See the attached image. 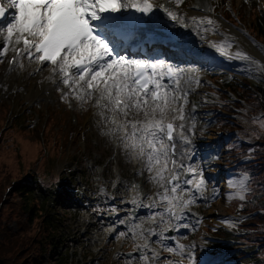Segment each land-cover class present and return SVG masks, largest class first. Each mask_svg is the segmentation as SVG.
Returning <instances> with one entry per match:
<instances>
[{"label":"snow or ice","instance_id":"obj_1","mask_svg":"<svg viewBox=\"0 0 264 264\" xmlns=\"http://www.w3.org/2000/svg\"><path fill=\"white\" fill-rule=\"evenodd\" d=\"M169 2L179 7L183 0ZM200 10L214 12L207 5ZM158 11L208 42L226 61L236 62L238 74L264 83V62L240 49L233 38L221 31L217 20L207 15L187 17L153 0H0V65L7 64L6 77L32 65H36L35 73L49 72L46 79L56 84L61 100L69 107L74 101L81 109L86 110L89 104L98 109L97 115L108 129L103 135L115 139L129 160L142 165L138 175L147 173L148 182L157 191L131 200L134 207L127 231L119 232L117 239L130 234L138 255L128 253L125 264H184L185 260L187 264H214L211 259L198 261V246L180 243L187 238L181 229L191 233L202 223L190 208L219 198L220 189L213 186L212 196H205L210 181L205 176L206 169L194 161V140L202 121L196 104L189 110V96L193 85L202 86L199 78L155 50L151 55L144 51L145 44L173 40L170 34L153 35L145 29V25L159 20ZM210 36H221L223 40L209 42ZM248 39L264 52V46ZM133 42L135 48L130 54ZM138 54H144V58H138ZM0 89L8 91L2 83ZM209 102L206 99L199 106ZM251 124L255 127L249 143L264 132V113L253 116ZM256 151L255 147L249 148L245 159H253ZM215 159L218 157H212ZM255 179L250 171L237 170L226 181V201H239L243 209L253 195ZM141 208L148 210L146 219L155 227L145 229V217L134 215ZM97 211L118 210L113 206ZM244 222L242 218L221 220L231 228ZM170 231L180 235H165ZM152 244H158L169 257L161 259Z\"/></svg>","mask_w":264,"mask_h":264},{"label":"rangeland","instance_id":"obj_2","mask_svg":"<svg viewBox=\"0 0 264 264\" xmlns=\"http://www.w3.org/2000/svg\"><path fill=\"white\" fill-rule=\"evenodd\" d=\"M169 4L175 7L177 11H194L196 14H202V16L207 15L217 20L221 26H225L229 32L236 30L238 35L229 37L235 40L236 45H238L240 49L247 52L257 60L264 62V52L254 46L248 39V37H251L257 41L259 45L264 46L263 43L260 42L256 37H252L250 35L248 29L253 8H255V10L257 8L258 13L264 17V8L261 6L260 0H211L210 7L214 8V12L206 13L202 12L199 7L197 8V0H183V3L179 7H177L174 3L169 2ZM229 7H235L239 13L245 14L247 19L237 22L236 25H233L224 18V15L227 16V9ZM245 32L247 33V36L244 34ZM235 50L236 48L234 47L233 51ZM3 65H0V69ZM236 66V62H229L226 60L225 64L220 65L203 64V68L201 64L196 66L195 63L190 64L192 73L199 78L202 85L199 87L193 85L192 94L189 96V109H191L193 104H196L198 106L197 113L202 121V123L197 125L198 134L194 140L197 154L196 157H194V161L199 162L206 169L205 176L210 181V185L212 181L214 182L215 180L214 173L217 170H220L219 172L223 170L222 166L220 164L218 165V163L215 161L216 159L212 160V157L220 153L223 154L226 149H228L231 153H235L237 150H240L241 139L245 138V135L244 132L241 131V139H238L239 132L235 131L233 138H237L238 140L236 139L228 142L227 140L223 139L220 140V142H215V139H217L220 134H230V128H220L216 126L210 129H205L206 124L209 123V118L204 115V113H207L208 110L203 109L205 104L202 107L199 105H201L204 100L211 99L207 95L209 93L207 88L208 86L212 85V82L207 78V73L211 71L213 72L215 70H224L233 73L237 80L245 79L252 84H264L258 82L257 80L246 78L244 75L238 74L236 71ZM196 69H199V71H195ZM14 86L19 88L18 82L17 85ZM19 89L20 94L14 97L6 96L5 94L0 93V116L4 112V108H9V112L6 114L4 121L6 120L7 124H11L13 121H23V123L27 121L29 125L27 129L29 131H33L34 134L33 136H29L28 142L29 144H36V137L41 138L43 135V118L45 116L52 114V118H54L56 122H59L62 117L65 118L66 125L62 127V130H65L69 138L66 147L69 157H63L56 161L58 169L62 170L65 174H67L65 171L68 169L75 170L77 172V176L76 180L73 181L71 186L73 187L81 181V183L85 185L87 194L89 196L93 195L94 197L99 196V193L97 192L98 189L96 188L98 183L93 181L94 178L92 177H99L102 175V178H99L98 180L99 184H102L105 188H107L108 192H111L110 194H113L114 196L116 195L118 198L117 200H119V198H123L124 193H126L127 188L129 187L127 181L135 174L133 173L131 167V160H129L127 156L123 154L122 149L118 147L117 141L113 138H107L106 135H103L105 132V127L102 123H100V117L97 115L98 109L93 108L91 104H89L85 106L86 110H84L81 109L77 104L74 107L73 102L72 106L69 107V105L64 103L61 99H55L49 101L48 103L45 101H38L32 97H25L24 91H22L24 89ZM234 96L231 95V97ZM23 115L26 117L22 118ZM43 115L44 117H42ZM105 115H108V113H105ZM245 125H247L251 131L255 127V125H252L250 122ZM55 126L60 127V123H55ZM53 141L54 140L51 139V142ZM18 143L23 146L21 147V152L17 153L16 158L9 160L16 161L19 158V161H26L27 158L25 152L28 149V146L21 141H18ZM199 143L201 144L199 145ZM233 147H236L237 150L233 149ZM32 149L34 148L32 147ZM206 150H208V156L203 158L200 153ZM50 162L54 163L52 160H50ZM28 163H32V160H29ZM113 166L119 167L121 173L120 177H118L119 180L116 185L112 184L113 178H115L114 172L112 170ZM241 169L243 168L241 167ZM223 177H225V181H227L232 177V172L227 174L223 173L221 178ZM114 186L116 187L115 191H113ZM222 186H226L225 188L227 189L226 182H224ZM224 192V189H222V195L217 199L216 202H214V208L211 210L204 212L200 210L197 205L192 206V209L196 211L197 218L202 220V223L198 226L196 231L189 233L187 229L180 230V232H183L187 236L186 239H181L180 243L198 246L196 248L198 261L200 258H203L204 260H213L214 264L236 263V261L227 260L225 254L226 249L212 247L215 246V237L210 232L207 234L204 229V227H206L207 229L210 228V230L213 231L218 227H226L230 230H234L237 233L246 232L241 228L242 226L240 224L238 228H231L218 221L220 220L219 216L221 214L223 215V213L227 211L226 207L229 208L230 202L226 201ZM70 196H74L73 190L71 191ZM49 202L50 200H47V204ZM75 202H70L71 208L69 207V210L70 213H72L71 216L64 217V215H62L63 212H68L66 208L59 207L57 209L59 211L58 214H60V217H63V220H56V222L59 223V230L62 232L64 238L59 247V251H63L65 246L68 244L71 251L76 254L74 256L73 264H118L116 257L118 254L115 252L112 253V251H114L116 246L118 247V245L122 244L123 239L117 244H115L113 241L110 242V240L105 243L102 232H100V230H95L96 228L92 224L95 221H93L94 215H92V210L90 208L82 206L80 208L81 215L79 217L74 216L73 207L76 206V204L73 203ZM47 204L43 203V207L47 213L50 212L52 214V209L48 208ZM238 206L240 208L239 201H235L233 204H230V208L232 210L237 209L236 211H238ZM219 211L220 215L214 216L215 213ZM246 216L247 215L241 214L239 219H244ZM55 241L57 240L55 239ZM205 241H207V243ZM86 254H89L87 258L84 257ZM168 257L169 255H167L166 258ZM172 259L178 258L172 257Z\"/></svg>","mask_w":264,"mask_h":264},{"label":"trees","instance_id":"obj_3","mask_svg":"<svg viewBox=\"0 0 264 264\" xmlns=\"http://www.w3.org/2000/svg\"><path fill=\"white\" fill-rule=\"evenodd\" d=\"M252 32L264 44L263 17L257 18L253 23ZM213 78L220 85L224 84L228 89L235 91L249 105V108L264 113V84H251L245 80L238 81L232 78L218 81V77L213 76ZM224 105L230 109L228 104ZM6 111L4 109L3 118ZM215 118L216 124L221 125L222 128L241 126L238 120H229L221 115H216ZM244 118L251 123L248 113ZM55 123L53 118L46 122L45 135L49 141L57 133L62 135L65 132L62 127L66 125V120L61 119L60 127H56ZM240 128L250 139L252 131L248 126ZM29 135L27 126L23 124L9 126L0 135V264H68L64 252L59 251L64 238L59 230V223L56 222L58 214L53 210H51L52 214L47 213L43 207V203L47 204L46 200L51 196H58V201L63 199L65 195L61 188L66 184L65 179L67 178L63 179L61 173L56 171L53 165H47L44 157L30 165L25 162L23 166L19 158L16 161L9 160L16 158L17 153L22 150H17L18 141L28 146L25 152L27 160L41 153V141L29 144ZM259 135L261 138H252L251 143L240 144V150L244 154H247L248 149L252 147L257 150L253 159L241 165L244 170L250 171L256 178L253 183V195L249 197L250 202L246 203L244 208L246 213H255L241 224L248 232L237 235L226 229L217 231V234L222 236L236 237L241 241L253 243L248 249L235 254L236 258L251 264H264V188L258 187L264 185V132H259ZM57 138L54 144L56 150L60 144L58 135ZM65 140L69 139L65 137ZM261 244L263 245L256 249V246Z\"/></svg>","mask_w":264,"mask_h":264},{"label":"bare ground","instance_id":"obj_4","mask_svg":"<svg viewBox=\"0 0 264 264\" xmlns=\"http://www.w3.org/2000/svg\"><path fill=\"white\" fill-rule=\"evenodd\" d=\"M156 4H160V5H164L167 8H169L172 11H176V9L170 5H168V1L169 0H153ZM210 2L211 0H197V6H210ZM261 6L264 8V1L261 0ZM179 13L181 14H185L187 17H199V14H196L194 11L191 12H181L179 11ZM159 16V20L160 23H165L166 19L162 17L161 13L157 14ZM175 31L177 32V34L179 35V39H180V45H181V52H184V49L191 46L192 50L195 51V47L196 46H200L201 50L200 52H198V56L200 58H205L207 60H205L206 62H209L210 64H218L219 62L216 60V55H218L217 53L215 54V51L213 49H211L208 46V42H205L204 40H202L198 35H190L189 34V29H185L182 28L178 25H174ZM220 29L222 32H224L227 36H237L238 32H236V30H232V32L227 31L228 29L225 26H221L220 25ZM240 34V33H239ZM221 36H210L209 42L211 41H221L220 38ZM35 68L36 65H32L30 67H27L25 71L22 72H13L11 75L9 76H5V72L7 69V64H4L1 69H0V73L2 74V76L0 77V83L4 84L7 86V93H5L2 89H0V93L1 94H5L6 96H18L20 94V90L19 88H17L16 86H14L12 84V81H17L19 84H26L24 90V95L27 98H34L38 101H46L48 102L49 100L52 99H57V98H61V96L57 95V86L56 84H53L51 82H49L46 77H48L50 75L49 72L43 71L41 73H35ZM33 73V75H29V73ZM59 81H57L58 83ZM50 89V93L47 94L46 90ZM15 90V91H14ZM99 111V110H97ZM101 123V122H100ZM99 123V124H100ZM100 127V126H99ZM111 127V126H109ZM100 130V129H99ZM105 130L107 131L108 129L105 128ZM215 181V180H214ZM225 213V212H224ZM220 221L223 219H228L223 217V215L219 216Z\"/></svg>","mask_w":264,"mask_h":264}]
</instances>
